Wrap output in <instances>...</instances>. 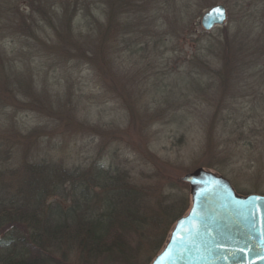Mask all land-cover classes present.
<instances>
[{"label":"rangeland","instance_id":"374dc122","mask_svg":"<svg viewBox=\"0 0 264 264\" xmlns=\"http://www.w3.org/2000/svg\"><path fill=\"white\" fill-rule=\"evenodd\" d=\"M217 3L227 19L206 31L200 16ZM108 21L122 29L99 35ZM43 161H96L140 192L146 223L125 242L136 262L93 264H149L164 200L190 206L181 177L194 168L264 194V0H0V189L27 194ZM44 246L54 264H83L75 247L62 261Z\"/></svg>","mask_w":264,"mask_h":264},{"label":"trees","instance_id":"16d2710c","mask_svg":"<svg viewBox=\"0 0 264 264\" xmlns=\"http://www.w3.org/2000/svg\"><path fill=\"white\" fill-rule=\"evenodd\" d=\"M66 26L70 29L69 24ZM115 27L108 21L99 35L121 28ZM134 49V53L140 50L139 47ZM41 163L37 165L38 171L31 166L23 181L30 187L27 194L20 191L18 195H10L9 191L0 189V231L12 230L14 235L8 240L5 235L0 237V264L61 262L47 252L46 243L61 253L62 261L66 259L67 249L75 247L84 256L83 264H93L103 258L136 262L134 254H127L125 242L130 223L142 225L146 220L140 218V192L133 184L123 174L115 173L111 166L104 167L96 161L80 172L64 171L50 162ZM39 174L40 179H37ZM64 182L68 187L63 188ZM57 195H65L71 202L64 206V200L54 198ZM164 201L170 202L162 205L156 222L163 230L158 242L162 241L161 245L176 219L189 208L186 197L172 191Z\"/></svg>","mask_w":264,"mask_h":264},{"label":"water","instance_id":"95a60500","mask_svg":"<svg viewBox=\"0 0 264 264\" xmlns=\"http://www.w3.org/2000/svg\"><path fill=\"white\" fill-rule=\"evenodd\" d=\"M226 19L225 5L217 3L203 11L200 25L208 31ZM181 179L190 206L149 264H264V194H240L224 175L203 167Z\"/></svg>","mask_w":264,"mask_h":264}]
</instances>
